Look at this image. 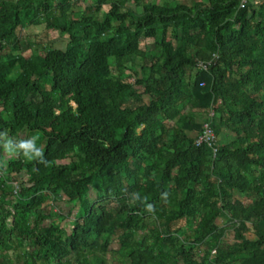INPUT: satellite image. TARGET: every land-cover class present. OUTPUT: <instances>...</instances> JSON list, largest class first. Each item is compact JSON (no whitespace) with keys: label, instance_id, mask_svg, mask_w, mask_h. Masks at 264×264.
I'll return each mask as SVG.
<instances>
[{"label":"trees","instance_id":"16d2710c","mask_svg":"<svg viewBox=\"0 0 264 264\" xmlns=\"http://www.w3.org/2000/svg\"><path fill=\"white\" fill-rule=\"evenodd\" d=\"M68 1L0 0V264L19 248L21 264H104L108 251L120 264H264V0L57 13ZM41 14L63 49L20 39ZM211 105L215 136L234 135L214 156L188 135ZM55 193L64 216L75 209L68 231L49 218Z\"/></svg>","mask_w":264,"mask_h":264},{"label":"rangeland","instance_id":"374dc122","mask_svg":"<svg viewBox=\"0 0 264 264\" xmlns=\"http://www.w3.org/2000/svg\"><path fill=\"white\" fill-rule=\"evenodd\" d=\"M155 1L156 3H162L164 1H174V2H181L186 1L188 3L192 2V0H128L125 3L126 7H129L131 9H134L136 11H140V6L143 3ZM93 3L94 0H69L65 5L61 6L56 10L59 14H68L69 12H76L79 16L83 14H93ZM120 10H123L121 8ZM19 37L21 40H29L34 39L37 43V47L40 49V51H44L46 47L53 48V49H63L64 45L66 43V39L64 36L58 31L53 29H47L45 28V18L44 15H39L34 21L29 20L28 18L23 19L22 24L19 29ZM140 46L141 47H151V41L150 39H141L140 40ZM42 87L46 88L48 85V80L46 78H42L39 80ZM259 93L253 92L252 95H259ZM148 97L143 96V99L146 100ZM234 135L232 133H229L225 130H222L217 136V140H221L223 142L230 141ZM15 139L16 143L19 146H22L23 143L26 141L28 145L32 141V134L27 133L26 131H20L17 134V137L13 138ZM7 158L3 160L2 165V171H4L6 166ZM19 180H23L25 178V175H19ZM91 195V194H90ZM53 201L49 207H47V212L49 214V218L51 219V222L54 225L64 227L66 231L70 228V220L75 212V209L71 210L70 216L66 217L64 216V213L70 208L71 204L68 203L66 200L61 198V196L57 193L52 195ZM69 198H73V196H69ZM7 201L13 200L12 197L7 196ZM8 201V202H9ZM243 203H246L248 200L242 199ZM113 202L109 203V206L113 205ZM235 217L237 218L238 215L235 214ZM224 223V220L222 218L218 219V224L221 225ZM138 233L136 234V237H138ZM248 238L252 237V234L249 232L246 234ZM231 241V233L229 230H227L222 239L220 240V243L222 245H226L230 243ZM116 243H112L110 245L111 249L116 248ZM203 247L199 246L195 248V251L200 254L202 252ZM21 249H17L16 251L8 250L5 251L4 254H2V258L5 260L6 264H21V260L17 257L16 254L20 253ZM16 253V254H15ZM105 263L104 264H120L115 259L116 256L112 254L110 251L106 252L104 255ZM127 259H123V263L126 264ZM227 264H236L234 261L231 262H225Z\"/></svg>","mask_w":264,"mask_h":264},{"label":"built area","instance_id":"2783aa9c","mask_svg":"<svg viewBox=\"0 0 264 264\" xmlns=\"http://www.w3.org/2000/svg\"><path fill=\"white\" fill-rule=\"evenodd\" d=\"M247 0H239L238 6L242 7L245 5ZM218 59L217 52L213 51L205 59H196L194 66L197 70L206 71L209 66H212L216 63ZM199 85H202V82H199ZM213 122V106H209L206 119L202 121L200 125V130L193 136V144L200 145L205 144L211 151L212 156L215 154L216 150V136L212 129ZM15 186V185H14Z\"/></svg>","mask_w":264,"mask_h":264},{"label":"crops","instance_id":"0c3cea01","mask_svg":"<svg viewBox=\"0 0 264 264\" xmlns=\"http://www.w3.org/2000/svg\"><path fill=\"white\" fill-rule=\"evenodd\" d=\"M188 135L192 137L193 135H195V132H189Z\"/></svg>","mask_w":264,"mask_h":264}]
</instances>
